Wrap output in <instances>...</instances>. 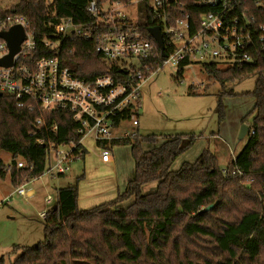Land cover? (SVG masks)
<instances>
[{
    "label": "trees",
    "instance_id": "obj_1",
    "mask_svg": "<svg viewBox=\"0 0 264 264\" xmlns=\"http://www.w3.org/2000/svg\"><path fill=\"white\" fill-rule=\"evenodd\" d=\"M88 1L18 0L0 10V18L23 15L36 42L31 56L47 57L53 51L43 47L41 40L52 35L60 18L93 21L86 11ZM151 24L150 6L141 1L138 25L145 30ZM58 55L79 78L122 73L103 61L88 40H64ZM186 65L177 67L178 78ZM158 67L155 64L145 77ZM202 67L222 87L214 108L218 122L225 116L222 97L236 95L223 89L225 83L256 76L253 89L240 93L253 98L251 109L240 118L246 123L251 116L247 140L226 166L220 167L215 154L204 148L193 161L171 169L176 157L197 140L193 133L113 138L110 145H128L133 160V175L124 190L108 201L79 209L78 183L83 173L74 184L57 188L56 209L50 208L42 221V241L14 245L12 252L20 253L8 264H264V64L230 68L210 62ZM37 117L43 124L33 134ZM127 117L126 113L117 116L115 125ZM78 137L76 124L67 114L42 112L36 106L28 110L16 106L12 95H0V151L10 154L8 164L0 159V179L8 174L14 187L44 172L46 144L37 140L60 144ZM159 137L163 140L154 145ZM144 143L152 147L145 150ZM86 152L81 149L82 158ZM19 159L26 166L17 168ZM149 182H155L154 190L140 193ZM130 197L125 206L119 204ZM208 205L212 207L205 210ZM0 264H5L3 256Z\"/></svg>",
    "mask_w": 264,
    "mask_h": 264
},
{
    "label": "built area",
    "instance_id": "obj_2",
    "mask_svg": "<svg viewBox=\"0 0 264 264\" xmlns=\"http://www.w3.org/2000/svg\"><path fill=\"white\" fill-rule=\"evenodd\" d=\"M141 1L89 0L86 11L93 21L77 23L70 17L60 18L52 35L41 40L43 47L53 51L47 57L31 56L36 42L23 15L9 13L0 18V32L14 25L23 31L11 64L0 65V95H12L16 106L28 110L36 106L46 113H65L76 124L77 140L69 138L60 144L37 140L46 144L47 173L63 175L72 161L82 158L81 149L86 150L83 140L88 136L100 160L109 161L110 140L116 138L111 130L122 121L115 125L114 120L124 113L132 128L117 138L137 135L140 85L145 72L152 71L155 64L178 67L181 63L214 62L230 68L264 64V0H146L152 24L145 30L138 25ZM153 28L160 44L151 32ZM75 39L92 42L100 58L122 73L92 79L77 77L58 55L64 40ZM7 53L6 41L0 37V58ZM42 124V118L37 117L32 133ZM50 152L55 159L53 165L49 164ZM23 166L24 162L17 160L16 167ZM26 182L24 179L14 189L17 195H27ZM44 201L51 207L54 204L49 195ZM48 210L40 211L39 216L44 219Z\"/></svg>",
    "mask_w": 264,
    "mask_h": 264
},
{
    "label": "rangeland",
    "instance_id": "obj_3",
    "mask_svg": "<svg viewBox=\"0 0 264 264\" xmlns=\"http://www.w3.org/2000/svg\"><path fill=\"white\" fill-rule=\"evenodd\" d=\"M17 1L0 0V10L9 9ZM219 67L223 66L219 65ZM176 72L177 67L164 64L162 68L142 81L137 135L196 134L198 138L194 144L176 157L170 168H178L182 161H193L204 148L213 151L218 165L225 167L228 160L235 156L246 143L247 136L238 139V132L234 130L240 118L251 109L253 104L251 96L240 95V93L253 89L256 76L249 75L240 81L225 83L223 89H231L236 95L222 97L225 116L218 122V115L214 112V108L222 91L221 85L210 78L200 63L184 66L181 78L177 77ZM250 118L251 116L246 123L249 124ZM131 128L129 120H122L117 127L112 128L111 135L116 138L121 137ZM160 138L154 145L163 140ZM83 144L87 150L84 158L72 161L63 175L49 174L44 171L40 176L29 179L24 184V188L33 190L30 196L17 195L8 177L0 179V256L4 257L5 264L10 263L20 253V250L12 252L14 245L33 246L42 241L43 218L39 216V213L51 207L44 202L47 195L55 203L57 188L74 184L75 178L83 173V178L86 180L84 185L90 190V198L87 200L90 204L88 207L78 206L81 207L80 209H86L114 198L116 192L123 191L128 179L132 178L133 160L129 147L112 145L110 152L113 167L100 168L92 164L94 154L98 150L91 141V137L84 138ZM150 147H152L151 144H143L145 150ZM0 159L8 164L10 154L0 151ZM54 162L53 153L50 152L49 164L53 165ZM114 178L115 181H112ZM112 183L113 191L109 192L111 189L109 186L108 191L105 188L102 190L104 185ZM154 187L155 182L143 184L140 187V193L150 192L154 190ZM81 200L84 201L83 198ZM131 200L132 197L119 204L125 206ZM78 203L82 201L79 200Z\"/></svg>",
    "mask_w": 264,
    "mask_h": 264
},
{
    "label": "water",
    "instance_id": "obj_4",
    "mask_svg": "<svg viewBox=\"0 0 264 264\" xmlns=\"http://www.w3.org/2000/svg\"><path fill=\"white\" fill-rule=\"evenodd\" d=\"M153 36L160 44V38L158 32L155 28L151 30ZM0 37L6 41L8 53L0 58V65H10L12 62V58L14 54L17 53L19 49V44L23 39V31L19 25H14L10 30L0 32ZM248 126L246 123H241L238 129L237 138L241 139L247 134ZM212 207V205H208L205 207V210H208ZM51 209H56V204H53Z\"/></svg>",
    "mask_w": 264,
    "mask_h": 264
},
{
    "label": "crops",
    "instance_id": "obj_5",
    "mask_svg": "<svg viewBox=\"0 0 264 264\" xmlns=\"http://www.w3.org/2000/svg\"><path fill=\"white\" fill-rule=\"evenodd\" d=\"M240 124H241V122H240V120H239V123L236 125V127H235V130H234V132H238V129H239V126H240ZM247 125H248V123H246ZM138 125H139V121H138ZM138 125H137V130H138ZM234 128V127H233ZM238 134V133H237ZM114 146V145H113ZM116 146V145H115ZM127 147H129L128 145H126ZM210 150V149H209ZM211 151V150H210ZM213 154H215L213 151H211ZM85 156V155H84ZM216 156V155H215ZM232 157H234V156H232ZM111 158H112V156H111ZM182 162H184V161H182ZM92 164H94V165H96V167H100V168H109V167H113V164H112V160L110 159L109 161H107V162H102L101 160H100V157H99V153L98 152H96L95 154H94V158H93V160H92ZM6 177H8V181L9 182H11V180H10V176L9 175H6L3 179H5ZM129 180V179H128ZM84 181H86L85 180V178H82L80 181H79V183H78V194H77V206L79 205V206H81V207H84V206H86V207H88L89 206V204H90V202H87V200L90 198V190H89V188H87L86 189V186L84 185ZM112 181H115V178L112 180ZM111 181V182H112ZM110 183V182H109ZM21 185V184H20ZM84 185V186H83ZM109 186V188L111 187V189L109 190V192L110 191H113V186H114V184L112 183V184H108V185H104L103 186V189L102 190H107V189H109V188H107ZM16 188V187H15ZM105 188V189H104ZM27 190V195H19V196H30L32 193H33V190L32 189H26ZM108 191V190H107ZM118 192V191H117ZM117 192H116V194H117ZM116 194H115V196H116ZM11 194H9V196H10ZM81 198H83L84 199V201H86V202H84L83 200H81ZM102 198H104V197H102ZM82 201V203H78V201ZM45 202V201H44ZM102 202H104V201H102ZM101 202V203H102ZM55 204V203H54ZM78 206V208L80 209L81 207H79ZM85 209V208H84ZM42 211V210H41Z\"/></svg>",
    "mask_w": 264,
    "mask_h": 264
}]
</instances>
